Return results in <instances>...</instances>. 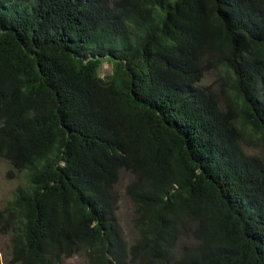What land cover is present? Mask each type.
<instances>
[{
    "label": "trees",
    "instance_id": "16d2710c",
    "mask_svg": "<svg viewBox=\"0 0 264 264\" xmlns=\"http://www.w3.org/2000/svg\"><path fill=\"white\" fill-rule=\"evenodd\" d=\"M0 160L9 264H264V0H0Z\"/></svg>",
    "mask_w": 264,
    "mask_h": 264
},
{
    "label": "rangeland",
    "instance_id": "374dc122",
    "mask_svg": "<svg viewBox=\"0 0 264 264\" xmlns=\"http://www.w3.org/2000/svg\"><path fill=\"white\" fill-rule=\"evenodd\" d=\"M113 63L104 58L100 67L99 74L105 77L112 72ZM204 84H210L213 89L218 91V78L214 73H208ZM250 152H258L254 148H248ZM26 173L15 169L9 161L0 160V210H5L9 206L13 194L17 187L25 185ZM133 175L126 171H121L119 181L114 187L117 195V217L123 229L129 245H131L138 236L134 227L135 207L127 194V185L132 180ZM185 242V241H184ZM10 236L0 233V264H9L10 256ZM59 264H88L86 255L79 253L72 257L63 259Z\"/></svg>",
    "mask_w": 264,
    "mask_h": 264
}]
</instances>
